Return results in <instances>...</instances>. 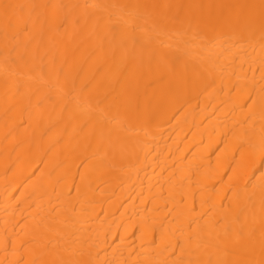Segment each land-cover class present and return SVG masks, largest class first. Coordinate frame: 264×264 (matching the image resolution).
Returning <instances> with one entry per match:
<instances>
[{"label": "bare ground", "instance_id": "1", "mask_svg": "<svg viewBox=\"0 0 264 264\" xmlns=\"http://www.w3.org/2000/svg\"><path fill=\"white\" fill-rule=\"evenodd\" d=\"M0 264H264V0H0Z\"/></svg>", "mask_w": 264, "mask_h": 264}]
</instances>
